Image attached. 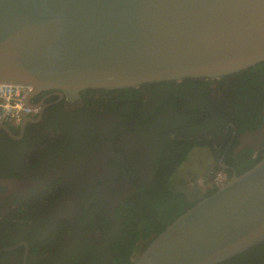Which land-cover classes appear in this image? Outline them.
Instances as JSON below:
<instances>
[{
    "label": "water",
    "instance_id": "obj_1",
    "mask_svg": "<svg viewBox=\"0 0 264 264\" xmlns=\"http://www.w3.org/2000/svg\"><path fill=\"white\" fill-rule=\"evenodd\" d=\"M261 63L264 0H0V84L30 87L27 106L41 92L73 101L87 90L215 80ZM262 243L264 156L167 225L132 264H221Z\"/></svg>",
    "mask_w": 264,
    "mask_h": 264
},
{
    "label": "flooded vegetation",
    "instance_id": "obj_2",
    "mask_svg": "<svg viewBox=\"0 0 264 264\" xmlns=\"http://www.w3.org/2000/svg\"><path fill=\"white\" fill-rule=\"evenodd\" d=\"M189 80L182 93L161 108L163 93L152 90V84L141 86L145 90L137 99L131 92L114 95L115 105L107 110L92 111L87 102L93 91L102 90L84 91L73 101L54 91L41 92L31 98L40 108L35 117L18 126H0V264H116L111 243L121 230L118 209L140 187L152 184L170 146L178 153L175 138L180 146L194 139L205 143L187 152L171 178L170 188L191 203L214 187L207 182L201 193L184 190L182 169L195 153L209 179L217 168L225 179L236 174L230 163L243 148H253L255 158L264 142L257 147L244 141L264 128L242 135L229 124L217 136L221 122L216 114L222 112L228 121L230 107H220L227 100L213 85L211 91L201 89L199 80L206 79ZM234 139L237 148H231ZM34 198L42 207L38 211L33 209Z\"/></svg>",
    "mask_w": 264,
    "mask_h": 264
},
{
    "label": "trees",
    "instance_id": "obj_3",
    "mask_svg": "<svg viewBox=\"0 0 264 264\" xmlns=\"http://www.w3.org/2000/svg\"><path fill=\"white\" fill-rule=\"evenodd\" d=\"M188 82L192 81L186 79L177 86L173 82H169L152 84L149 87H152V90H157L159 94L163 93L160 95L161 102L158 103V107L161 108L166 107L172 101L171 98L175 99V94H181L184 85ZM201 82H203L201 89H204L205 92L211 91L209 86L213 85L220 98L227 100L224 103L225 106L217 105L225 108L230 107L227 113V122L223 120L222 112L216 114L215 111L220 122H224V124L220 123L216 127L217 136H221L224 128L229 124H232L233 128H238L242 135L255 133L264 128V63L218 80H199V84ZM139 88V90L124 89L101 91L100 93L98 91H86L85 93L92 92L94 94L87 101L90 108L92 107V111L93 109L100 110L102 107L107 110L115 105L112 99L114 95L123 96L124 92L125 94L131 92L137 99L139 91L145 90L146 87ZM85 97L86 94H83L82 98ZM133 106H136V103H133ZM172 127L174 129V125ZM165 138L171 141L168 137ZM234 140L236 141V139ZM172 142H175L174 147L178 153H174L172 146H170L171 150L166 151L168 153L167 159L161 163V168L154 174L152 184L140 187L135 195L133 194L130 199L127 198L128 202H123L118 209V214L121 216V230L111 243L112 251L116 253V264H132L133 253L136 252L137 248H142V252L146 245L167 225L196 203H191L183 193L172 190L170 184L175 170L186 160L187 152L195 144H199L200 147L204 146L205 143L204 141L197 143L198 141L195 142L194 139L192 142L187 141L183 146H180L176 138ZM238 146V140L231 144V148ZM254 153L256 151L254 152L253 148H243L237 155V159L231 161L230 164L236 169L237 175L253 167L264 156V148L257 153L255 158H252ZM216 170L218 172V168ZM215 190L216 188L213 187L205 197L214 193ZM31 201L32 203L35 201L34 210L38 211L42 208L38 205V198ZM221 264H264V243Z\"/></svg>",
    "mask_w": 264,
    "mask_h": 264
},
{
    "label": "built area",
    "instance_id": "obj_4",
    "mask_svg": "<svg viewBox=\"0 0 264 264\" xmlns=\"http://www.w3.org/2000/svg\"><path fill=\"white\" fill-rule=\"evenodd\" d=\"M31 88L23 85L0 84V126H18L27 117H35L39 106H27L26 99ZM227 179L222 172H217L211 181L216 189L222 187Z\"/></svg>",
    "mask_w": 264,
    "mask_h": 264
},
{
    "label": "rangeland",
    "instance_id": "obj_5",
    "mask_svg": "<svg viewBox=\"0 0 264 264\" xmlns=\"http://www.w3.org/2000/svg\"><path fill=\"white\" fill-rule=\"evenodd\" d=\"M260 135L262 137H260ZM254 139H245V143L253 144L257 147H261L264 142V131ZM197 153L194 154L193 158L187 162V167L183 168V177L186 180L187 186L185 191H190L195 188L197 193H201L205 186H209V178L204 174L203 162L197 159ZM181 175V174H180ZM212 179V178H211ZM175 184V183H174ZM172 184V185H174Z\"/></svg>",
    "mask_w": 264,
    "mask_h": 264
},
{
    "label": "clouds",
    "instance_id": "obj_6",
    "mask_svg": "<svg viewBox=\"0 0 264 264\" xmlns=\"http://www.w3.org/2000/svg\"><path fill=\"white\" fill-rule=\"evenodd\" d=\"M219 172V171H218ZM217 173V172H216ZM214 173L213 176L216 174ZM213 176L211 178H213ZM210 178L209 182L211 183L212 179ZM228 180V179H227Z\"/></svg>",
    "mask_w": 264,
    "mask_h": 264
}]
</instances>
